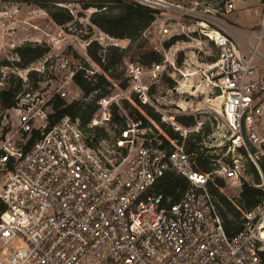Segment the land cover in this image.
I'll return each mask as SVG.
<instances>
[{
  "label": "built area",
  "instance_id": "built-area-1",
  "mask_svg": "<svg viewBox=\"0 0 264 264\" xmlns=\"http://www.w3.org/2000/svg\"><path fill=\"white\" fill-rule=\"evenodd\" d=\"M151 26L162 39L185 34L178 20H154ZM231 29L203 32L216 49L215 62L206 65L212 73L207 80L223 95L222 153L210 159L214 168L208 173L198 172L194 155L185 151L190 133L175 114L163 111L155 123L140 108L165 110V97L152 87H159L163 74L176 82L185 60L181 67L166 58L147 66L124 62L125 92L133 95L126 100L147 121H125L115 138L102 132L113 124L112 109H122L120 81H110L109 93L96 99L83 127L68 116L49 118L52 101L69 97L74 72L56 87L48 80L39 88V81L33 87L28 79L30 68L17 71L21 91L15 105L0 109V264H264V73L255 65L264 60L258 49L264 13L246 47ZM56 66L66 70L65 59L57 58ZM84 72L88 79L96 74ZM11 74L12 66H0V93ZM173 91L174 86L167 93ZM80 94L76 90L71 100H81ZM168 173L186 185H161ZM217 179L234 187L246 183L261 197L243 209ZM221 197L238 212V230L226 229Z\"/></svg>",
  "mask_w": 264,
  "mask_h": 264
},
{
  "label": "rangeland",
  "instance_id": "rangeland-1",
  "mask_svg": "<svg viewBox=\"0 0 264 264\" xmlns=\"http://www.w3.org/2000/svg\"><path fill=\"white\" fill-rule=\"evenodd\" d=\"M39 1L7 0V2H3L0 0V66L8 61V63H18L19 59L16 49L32 44L34 45L31 47L32 49H36L38 52L43 51V54L27 68L38 74L36 79L40 82L39 88L46 85L48 80L56 87L59 79L69 72L76 73L85 69L96 73V64L91 61L87 54V47L90 42H94L96 46L102 49H107L109 46L118 47L120 49L118 52L120 58L111 68L117 80L110 79V81L121 82V85L118 86L124 91V94H120L118 100L122 109L114 107L118 119L113 122L110 128L102 132L108 138H115L118 136L120 128L125 126V121H138V116L134 112L135 108L126 100V97L133 98V95L125 92L124 62L147 66L142 64L141 59L132 58L137 52L136 47L143 41H146L145 49L147 51H154V48L159 49L162 47L164 51L159 52L162 60L166 58L169 62L174 61L176 66L179 67L185 60L183 66L185 71L183 70L184 75L179 74L174 77L176 82L163 74L158 84L159 87H152V91L156 96L165 97L162 100L165 102V110H162V113L159 114L151 108L153 110L152 113L159 116L160 123L162 114L165 112L168 116L175 114L174 117L193 116L195 126L186 127L190 134L196 133L195 129L198 131L202 130L204 133L208 130V134L202 135V146L198 152L204 155H212L216 158L220 157L224 142L221 118L222 100L220 96H215L216 92L212 82L207 80V76L211 78L212 73H207L206 67L207 64L215 62L216 49L206 40L203 32L231 26V30L235 31L243 40H241V44H245L244 47H246V41H249L251 36L258 34L260 31L264 3H261L260 0H248L246 8H240L238 1L234 0L235 10H233L230 7V0H130L143 7H153L152 9L157 12L154 15L155 20L166 23L178 20L184 26L185 34L174 37L169 46L165 47L172 38L168 40L162 39L158 35L157 30L151 25L145 30L144 34L142 33L141 37L131 44L128 39L111 38L97 27L91 25L88 18L93 9L84 10L82 7L85 3H91L96 0H57L61 2V7L66 8L74 15L73 23L63 25H56L51 21L40 8L41 3ZM47 1L50 2L51 0ZM232 3L234 4V2ZM235 15L239 17V23L247 24L250 27L246 29L245 35L240 36L238 31L240 26L231 22ZM251 16L253 19H250ZM201 23L205 24L206 28H201ZM251 43L253 46L256 45L255 39H252ZM258 49L264 57V38ZM57 58L65 59L66 70H59V67L56 66ZM255 65L258 70L257 73L262 75L264 73V60ZM12 68L15 74L11 75L18 77L16 73L20 68H17V70L15 67ZM50 83H47V85H50ZM172 86L176 87L177 91L168 94V89ZM77 88L75 85H70L68 89L70 95L64 100L67 104L73 102L71 97L79 89ZM80 99H83L84 105L88 107L93 108L96 106L94 97L87 96L84 98L82 91ZM124 102H127L129 107L125 108ZM135 110L145 121L147 120L144 115L153 120L143 111L144 115L137 109ZM154 122L156 123V121ZM224 183V193L234 201H237L242 187H234L228 181H224ZM228 218L230 219V216Z\"/></svg>",
  "mask_w": 264,
  "mask_h": 264
},
{
  "label": "trees",
  "instance_id": "trees-1",
  "mask_svg": "<svg viewBox=\"0 0 264 264\" xmlns=\"http://www.w3.org/2000/svg\"><path fill=\"white\" fill-rule=\"evenodd\" d=\"M7 2V0H1ZM40 8L46 13V15L53 21L56 25H63L67 23H73L74 15L70 13L66 8L60 6L59 1L51 0H40ZM261 3H264V0H261ZM82 9H93V12L90 14L88 20L91 25L97 27L100 31L104 32L111 38L115 39H128L130 44L133 43L137 38L141 37L142 33L144 34L152 22L155 20L157 14L152 8L143 7L139 4H136L130 0H96L91 3H85ZM174 40L170 39V42L165 45L168 47L169 44ZM146 41H143L136 47V53L132 58H139L144 65H150L151 63H160L162 58L159 53L155 51H147L145 48ZM34 45L27 44L24 48L16 49V54L18 56V63H8L4 62L2 66H12L20 69H26L32 62L39 59L42 52H38L36 49H32ZM120 49L116 46H109L107 49H102L94 42H90L87 47V54L91 61L100 67L101 71L106 74H95L91 78H85V69L76 72L73 76V83L77 86L82 93L84 98L87 96L94 97V102L99 97L105 96L109 93L108 88L111 87L110 79L117 80V77L113 75L111 68L119 60L120 54L118 52ZM104 60V62H102ZM216 60V59H215ZM37 73L30 72L28 74V79L33 87H36L38 80ZM121 85V82L120 84ZM21 91V80L14 75L10 76L9 87L7 90L0 93V109H8L14 107L15 97ZM96 92V95L93 94ZM125 108L129 107L127 102H124ZM141 110L149 115L156 123H159V116L153 114V110L148 106H141ZM112 111V121L114 122L118 119L116 114V109L113 108ZM136 109V108H135ZM134 109L135 114L138 116L137 120H143L146 123L145 119ZM96 106L91 108L87 105H84L83 99L79 101H73L70 104H67L64 100L60 98H55L52 101V114L50 115V120L52 122L57 121L63 116H68L72 119H79L81 125L84 127L91 116L94 114ZM177 123L183 127L195 126V119L193 116H177L175 117ZM124 127V126H123ZM122 128V127H121ZM161 128L164 132L171 138H177V134L174 133L169 127L161 125ZM208 134V130L204 133L202 130L189 134L187 139L184 141V149L187 153L193 154L196 162V167L198 172L208 173L214 168L210 159H217L212 155H204L199 153L198 150H201L203 136ZM253 172L255 181L258 180L254 168L250 170ZM219 186H223L224 182L221 179L216 180ZM161 185H186V181L178 177L174 173H168L162 181ZM171 187H167L165 190L168 191ZM241 192L237 199V203L241 208L250 210L252 209L259 201L261 197V192L248 186V184L243 183ZM225 208L223 210V219L226 229L231 230L233 225L235 230L239 229V214L236 209L228 202L224 197L220 198ZM230 216V219L228 218Z\"/></svg>",
  "mask_w": 264,
  "mask_h": 264
},
{
  "label": "crops",
  "instance_id": "crops-1",
  "mask_svg": "<svg viewBox=\"0 0 264 264\" xmlns=\"http://www.w3.org/2000/svg\"><path fill=\"white\" fill-rule=\"evenodd\" d=\"M237 1H238V4H239L240 8H246V3H247L248 0H237ZM232 2H234V4ZM260 2H261V0H260ZM260 2H259V4H260ZM229 3H230V7H232L233 10H235V1L234 0H230ZM250 19H253L252 16H251ZM231 22H233L235 24H238L240 26V28L238 29L240 36L245 35L244 33H246V29L250 28L247 24H242L241 22L239 23V17L237 15H235L233 17V19H231Z\"/></svg>",
  "mask_w": 264,
  "mask_h": 264
},
{
  "label": "bare ground",
  "instance_id": "bare-ground-1",
  "mask_svg": "<svg viewBox=\"0 0 264 264\" xmlns=\"http://www.w3.org/2000/svg\"><path fill=\"white\" fill-rule=\"evenodd\" d=\"M200 27H201V28H206V25L203 24V23H201V24H200ZM215 96H216V97L220 96V99H221V100L223 99V95H222V93H220V95H215ZM263 236H264V233H263Z\"/></svg>",
  "mask_w": 264,
  "mask_h": 264
},
{
  "label": "water",
  "instance_id": "water-1",
  "mask_svg": "<svg viewBox=\"0 0 264 264\" xmlns=\"http://www.w3.org/2000/svg\"><path fill=\"white\" fill-rule=\"evenodd\" d=\"M171 22H174V21L172 20ZM214 90L216 92V95H220L221 91L218 88H215Z\"/></svg>",
  "mask_w": 264,
  "mask_h": 264
}]
</instances>
